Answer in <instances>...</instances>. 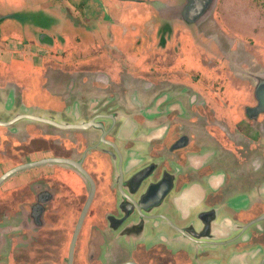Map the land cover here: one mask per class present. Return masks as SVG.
Wrapping results in <instances>:
<instances>
[{
	"label": "flooded vegetation",
	"instance_id": "1",
	"mask_svg": "<svg viewBox=\"0 0 264 264\" xmlns=\"http://www.w3.org/2000/svg\"><path fill=\"white\" fill-rule=\"evenodd\" d=\"M154 15L77 82L0 101V264H264V50Z\"/></svg>",
	"mask_w": 264,
	"mask_h": 264
},
{
	"label": "crops",
	"instance_id": "2",
	"mask_svg": "<svg viewBox=\"0 0 264 264\" xmlns=\"http://www.w3.org/2000/svg\"><path fill=\"white\" fill-rule=\"evenodd\" d=\"M68 1L72 3L70 6L71 10L68 11L70 18L65 16L61 8H53L50 0H0V37L1 41H3L2 43H4L3 49L0 48V101H7L10 91L14 92L20 89L18 82L12 79L15 76L8 75V72L11 70H21V64L30 67L27 73H35V77L37 78L39 75L44 77L42 84L36 85L35 87H25L27 89L24 90L29 92L43 93L44 89L42 85L45 84V78L54 75L57 70H62L66 67V69H70V72H65V74H73L74 76L70 78L77 82V74H84L85 72H91L89 71L91 69H98L95 66L96 63L94 65L91 59L97 58L100 55H108L113 46H118L121 52H127L128 48L123 49V46H127L125 43H132L129 38H145L152 36L153 29L150 28L151 32H149L151 35L147 36L148 34H146L147 29L145 26L153 24V20L158 21V19L152 18L154 11H164L165 16H167L169 20L172 19L175 23L176 21H178V23L181 22L180 27L184 28L189 37L195 41V35L192 33V29L186 27V25L190 23L182 19V17L176 16L175 13V10L178 8L188 7V5L177 4L175 0H160L161 2H158L160 5L153 4L155 0H83L80 5V1L77 3L70 0ZM140 11L148 13V15H142L140 18H137L136 21L140 24L136 25L132 19H134L135 13ZM76 12L82 17V25H84L83 20H85L86 23L91 21L93 26L89 28L88 24L87 26L74 25L79 18L74 15ZM201 12L202 7L196 4L192 7L191 11L189 10L188 16L196 17ZM210 18L211 16L209 19ZM48 19H55L58 21V26L54 27L57 33L50 37L46 27L47 24L44 23V20L47 21ZM209 19L202 22L199 18L198 24H195L193 28L200 30L203 25L209 22ZM18 20L25 23H21ZM129 20H131V22H129ZM27 21H34V25H29V23H26ZM176 26L177 24L174 27ZM156 27L159 30L162 28V25L160 28L159 25ZM154 34H156V31ZM183 35L184 34H182V36ZM196 35L198 38L202 37V33ZM23 36L28 37L24 39ZM67 41L74 44L75 51L70 52V54H67L68 50L65 49V46L69 44L66 43ZM53 42L55 43L54 45H59L61 52L57 53L58 58L55 56V60H47L50 63L47 65L49 66L48 68H45L44 66L46 65L42 62L38 65H34L38 68L25 62L29 58L23 48L26 43H34L37 50L47 51L48 46L50 49H53ZM96 43L103 45L106 51L90 52L94 49ZM139 52H141V50L133 51V53ZM46 53L44 54L46 55ZM42 56L43 54L40 55V61L42 60L41 58H43ZM65 56H67L66 61L64 60ZM43 59L46 60V57ZM97 59L100 60V58ZM54 62L59 64L58 69ZM13 63L16 65L15 67ZM7 76L11 80L6 79L5 77ZM48 83L52 86L55 85V83L51 82V78H49ZM86 85L89 86L87 83ZM32 99L35 98L32 97Z\"/></svg>",
	"mask_w": 264,
	"mask_h": 264
},
{
	"label": "rangeland",
	"instance_id": "3",
	"mask_svg": "<svg viewBox=\"0 0 264 264\" xmlns=\"http://www.w3.org/2000/svg\"><path fill=\"white\" fill-rule=\"evenodd\" d=\"M70 1H74V2H79V5L83 2V0H70ZM192 0H175V2L177 4H186L190 6V3ZM199 2V0H196ZM203 1V0H200ZM206 1V0H204ZM155 5H160V3L158 4V2H161L160 0H155L153 1ZM207 5H209V9L208 11H212L211 13V18L209 19V23H208V27H218L220 28V30H222V32H224L226 35H228L229 37H231L232 39L238 41V42H242L244 41L245 43L247 42H252L254 45L261 47L264 50V0H207ZM50 3H52V7H58L61 8L63 13L65 14V16L70 18L69 12L71 10V5L72 3L69 2L68 0H50ZM91 6V5H89ZM192 9V6H190ZM209 11V12H210ZM74 14V13H73ZM185 16V21H190V19H188L187 13H183ZM75 16L79 17L78 20L74 23V25H82L81 19L82 17L80 16V14H78L77 12L74 14ZM213 15V17H212ZM155 16V15H153ZM157 16V13H156ZM176 16H179V14H176ZM134 19H132V21L134 22V24L139 25L140 23L136 21L137 17H133ZM158 18V17H157ZM87 19V18H86ZM19 21V20H18ZM83 24L82 26H89V28H91L93 25V23L90 22H85V20H83ZM21 23H25L23 21H19ZM129 22H131V20H129ZM29 23V25H34V21L32 22H26ZM44 23L47 24V29H48V34L49 37L55 33H57L56 29L54 27L58 26V21L55 19H48L47 21L44 20ZM190 25V26H189ZM175 24L173 23V27L174 28ZM194 24H188L186 25V27H188L189 29H192V33L196 36V41H199L198 36L196 35L198 33V31L196 30V28H193ZM205 26V25H204ZM135 27V26H134ZM204 28V27H203ZM212 30L211 32H209L210 34L206 35V36H214V38H216L218 40L220 34L215 32V29H210ZM175 36H179L182 35V32L177 28L175 31ZM205 34H202L203 38H206ZM24 39H26V36H23ZM20 41V40H19ZM3 41H1V37H0V48L3 49ZM69 43L65 46V49L68 50L67 54H70V52H74V44L70 43V42H66ZM243 43V42H242ZM55 43L53 42V45ZM206 44V41H205ZM211 42H208L207 45H209L211 47L212 51V47H214L213 45H210ZM100 46V47H99ZM24 51L26 52V54L29 56L28 60H26L25 62L32 65L35 68H38L34 65H38L40 62L44 63L45 68H48L50 63L47 60H51L54 59L55 60V56L58 58L57 53L61 52V48L59 47V45H54L53 49H50V47L48 46V50L47 51H39L36 49V46L34 45V43H26L25 46L23 47ZM80 48V47H79ZM82 48V47H81ZM110 49V48H108ZM80 50V49H79ZM111 52L112 54H117L119 52H121L119 50V47H111ZM218 50V49H217ZM102 51H106L103 47V45H99L98 43L95 44L94 49H92L90 52H102ZM40 52V53H38ZM47 52V53H46ZM79 52V51H78ZM172 49L169 53H172ZM226 52V51H224ZM46 53V55L44 54ZM180 53V51H179ZM256 53L259 55V57L264 58V53H258L256 50ZM43 54V58L46 57V60L41 58L42 60L40 61V55ZM239 54V53H237ZM45 55V56H44ZM97 55V54H95ZM67 56H65L64 60L66 61ZM80 57V56H79ZM143 59V58H142ZM149 59V57L147 58ZM107 60V59H106ZM260 59L256 57L255 60V66H254V70H260L262 71V73L264 72V65L258 63ZM55 63V62H54ZM14 64V63H13ZM56 67L57 69L59 68V64L56 62ZM95 65V63H93ZM16 65L14 64V67ZM21 70H11L10 72H8V75H12L15 76L14 78H12L14 81L18 82L19 86H20V91L27 89L25 87H35L36 85L38 86L39 84H42L44 77H41L39 75V77H35V73H27V71L29 70V66H24L21 64ZM71 66V65H69ZM98 69L101 68L97 63L95 65ZM103 67V66H102ZM116 65L112 64V63H108L105 66V69L108 70H115ZM67 68V67H66ZM65 68V70L67 72H69L67 69ZM79 74H83V73H79ZM111 74V73H110ZM111 76H113V74H111ZM6 79H9L8 76L5 77ZM114 78V77H113ZM78 79H80L78 77ZM11 80V79H9ZM42 80V81H41ZM255 81V80H254ZM12 82V81H11ZM71 83V81L69 83H67L66 86H69V84ZM77 84V83H75ZM255 84V82H254ZM68 88V87H67ZM82 89V88H81ZM83 90V89H82ZM83 98V96H82ZM80 106H83V101L82 99H80ZM83 103V104H82Z\"/></svg>",
	"mask_w": 264,
	"mask_h": 264
},
{
	"label": "water",
	"instance_id": "4",
	"mask_svg": "<svg viewBox=\"0 0 264 264\" xmlns=\"http://www.w3.org/2000/svg\"><path fill=\"white\" fill-rule=\"evenodd\" d=\"M190 3V6L194 7L196 4H199L202 7V12L198 14V16L194 17V16H188L189 10L191 11V7L188 5V7H184V8H178L177 10H175L176 14H179L180 17H182V19L184 18V14L183 13H187V18L190 19V21H188L191 24H198V19L200 18L202 22L206 21L207 19H209V17L211 16L212 11H208L209 9V5H207V0L206 1H196V0H192ZM255 97L257 99V102L259 103V107L260 108H264V73L261 75L256 76L255 79ZM33 119H35L33 117ZM38 121H43L42 118H38ZM0 125L5 126V124L0 123ZM11 125V124H10Z\"/></svg>",
	"mask_w": 264,
	"mask_h": 264
}]
</instances>
